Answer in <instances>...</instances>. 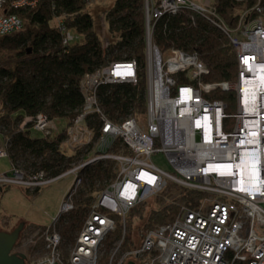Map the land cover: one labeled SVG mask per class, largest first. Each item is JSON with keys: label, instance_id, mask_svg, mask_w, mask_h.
I'll list each match as a JSON object with an SVG mask.
<instances>
[{"label": "built area", "instance_id": "1", "mask_svg": "<svg viewBox=\"0 0 264 264\" xmlns=\"http://www.w3.org/2000/svg\"><path fill=\"white\" fill-rule=\"evenodd\" d=\"M37 1L0 0V39L25 31L22 20L10 11L33 8ZM235 1L241 8L229 27L210 0H143V113L116 122L102 111L98 87L135 86L140 72L134 59L108 60L81 78L83 104L60 145L62 154L70 152L68 156L82 152L80 160L55 178L17 167L0 174V188L31 191L72 177L56 217L39 229L45 254L31 264H264V4ZM184 9L203 17L229 39L237 61L235 81L206 82V66L196 54L177 49L166 55L159 52L152 39L154 24L163 15ZM56 23L62 45L68 46L74 34L61 20ZM181 75L187 84L178 83ZM216 90L233 93V112L223 100L211 98ZM27 124L40 134L55 130L44 114L25 118L20 127ZM156 154L163 155L170 171L153 163ZM0 157H5L2 150ZM101 160L114 163L112 178L94 193L65 258L56 225L75 209L85 168ZM170 185L201 193L203 199L189 209L175 203V195L165 198L177 210L170 223L148 229L138 248L123 251L129 211L168 192ZM116 218L122 237L106 251L104 242L114 232Z\"/></svg>", "mask_w": 264, "mask_h": 264}, {"label": "trees", "instance_id": "2", "mask_svg": "<svg viewBox=\"0 0 264 264\" xmlns=\"http://www.w3.org/2000/svg\"><path fill=\"white\" fill-rule=\"evenodd\" d=\"M210 1L217 16L232 26L241 6L235 0ZM37 2L33 8L12 9L10 13L22 20L25 31L0 39V52L13 54L0 60V150L11 161L12 168L32 174L43 172L47 177L55 178L66 173L82 154L77 152L76 156L65 157L60 145L76 111L83 104L79 84L86 73L94 72L108 60L134 59L140 67L138 83L135 86L101 85L97 91L98 101L107 117L116 122L144 111L143 0H115L99 18L101 28L110 38H101L96 33V22L83 0ZM261 3L263 5L264 0ZM56 20H61L66 30L75 36L68 46L61 43L62 34ZM153 30L152 39L160 53L166 55L170 49H177L198 55L207 69L206 82L232 83L236 80L235 50L229 39L203 17L184 9L173 16L163 15ZM188 82L183 75L178 79L179 84ZM211 98L223 100L228 112H233L232 92L216 90ZM38 114H44L54 125L55 121H62L64 127L58 129L55 125L51 134L32 137L31 131L34 130L31 126L27 124L21 128L20 125L25 118ZM113 165L112 161L101 160L83 171V185L77 191L75 209L62 216L56 225L63 241L60 248L65 258L75 243L94 193L111 180ZM172 195H175L172 197L175 203H182L189 209L196 208L203 199L201 193L178 190L170 185L168 192L137 205L126 216L127 234L121 245L123 251L138 248L140 244L142 233L138 243L132 246V237L129 236L132 229L141 228L145 232L170 223L177 210L174 203L166 204L164 199ZM119 220L116 218L117 226L104 242L106 251L122 237ZM32 228L45 227L33 225ZM21 236L22 233L19 238ZM25 262L31 264L27 260Z\"/></svg>", "mask_w": 264, "mask_h": 264}, {"label": "rangeland", "instance_id": "3", "mask_svg": "<svg viewBox=\"0 0 264 264\" xmlns=\"http://www.w3.org/2000/svg\"><path fill=\"white\" fill-rule=\"evenodd\" d=\"M114 1L93 0L88 5V10L91 11L93 20L96 22L94 29L101 38L104 36L105 38H110V36L101 28L99 18L111 7ZM192 1L199 2V0ZM104 28L106 30V24ZM9 55L12 56L13 54L0 52V60ZM55 125L58 126V129L64 127L62 121H55ZM31 136L41 138L42 135L31 131ZM152 161L164 172L171 170L170 166L165 162L163 155H154ZM10 169L11 161L6 157H0V174L10 173ZM71 180L72 177L70 176L58 178L56 181L44 185V187L35 189L36 191L18 186H11L7 190H1L0 188V230L11 231L19 223L25 222L24 231H22V236L19 238L18 244L14 247V251L24 254L28 262L31 263L37 256L45 254L42 248L43 242L40 238V228L34 229L32 228L33 225L45 227L51 223L58 213L63 196L72 184ZM175 189L178 188L175 187ZM143 232L141 228L139 230L138 228L131 230L129 236L130 238L132 237L134 244L132 246L138 243L139 235Z\"/></svg>", "mask_w": 264, "mask_h": 264}, {"label": "water", "instance_id": "4", "mask_svg": "<svg viewBox=\"0 0 264 264\" xmlns=\"http://www.w3.org/2000/svg\"><path fill=\"white\" fill-rule=\"evenodd\" d=\"M25 222L16 225L11 231L0 230V264H26V256L15 252L14 247L24 230ZM127 264H134L132 261Z\"/></svg>", "mask_w": 264, "mask_h": 264}, {"label": "crops", "instance_id": "5", "mask_svg": "<svg viewBox=\"0 0 264 264\" xmlns=\"http://www.w3.org/2000/svg\"><path fill=\"white\" fill-rule=\"evenodd\" d=\"M60 150H61V149H60ZM61 153H62V152H61ZM63 154H64L65 157H66V156H68V154H70V152L67 151L66 153H63ZM11 169H12V167H11ZM11 169H10V170H11ZM9 172H10V171H9Z\"/></svg>", "mask_w": 264, "mask_h": 264}, {"label": "bare ground", "instance_id": "6", "mask_svg": "<svg viewBox=\"0 0 264 264\" xmlns=\"http://www.w3.org/2000/svg\"><path fill=\"white\" fill-rule=\"evenodd\" d=\"M144 105H145V100H144Z\"/></svg>", "mask_w": 264, "mask_h": 264}]
</instances>
